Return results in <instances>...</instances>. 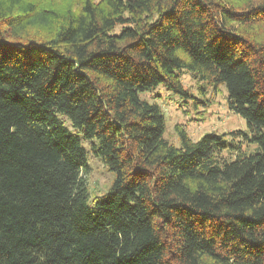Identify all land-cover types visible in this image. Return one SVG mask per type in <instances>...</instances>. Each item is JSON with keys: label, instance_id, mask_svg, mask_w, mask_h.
I'll use <instances>...</instances> for the list:
<instances>
[{"label": "trees", "instance_id": "obj_1", "mask_svg": "<svg viewBox=\"0 0 264 264\" xmlns=\"http://www.w3.org/2000/svg\"><path fill=\"white\" fill-rule=\"evenodd\" d=\"M183 71L248 132L173 145ZM0 264H264V0H0Z\"/></svg>", "mask_w": 264, "mask_h": 264}, {"label": "rangeland", "instance_id": "obj_2", "mask_svg": "<svg viewBox=\"0 0 264 264\" xmlns=\"http://www.w3.org/2000/svg\"><path fill=\"white\" fill-rule=\"evenodd\" d=\"M119 30V26L115 31ZM181 82L193 98H187L173 93L162 84H159L144 93L142 98L154 101L161 106L165 115V137L175 146L179 147V135L176 126L181 127L187 136L192 140L199 139L203 134L209 132L224 133L232 130L247 131L245 121L233 113L227 105V97L224 87H219L218 91L207 88L205 96H202V82L197 81L188 71L180 74ZM200 101L196 107L193 103ZM202 101L205 106H202ZM248 132V131H247ZM231 135L227 136L230 139ZM242 151L246 154L255 153L257 146L248 143L245 139L237 138ZM224 157H233V154L223 152ZM90 172L86 175V183L91 192L102 193L110 184L112 174L106 169L103 163L88 154Z\"/></svg>", "mask_w": 264, "mask_h": 264}]
</instances>
